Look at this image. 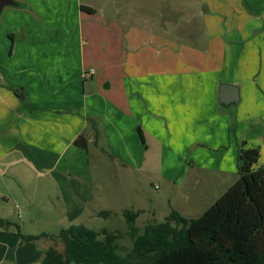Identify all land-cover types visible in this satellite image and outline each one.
<instances>
[{"label":"crops","instance_id":"1","mask_svg":"<svg viewBox=\"0 0 264 264\" xmlns=\"http://www.w3.org/2000/svg\"><path fill=\"white\" fill-rule=\"evenodd\" d=\"M10 1L0 177L13 163L46 177L72 151L54 179L91 197L72 156L104 137L133 170L151 164L152 145L157 160L234 176L242 142L264 167V0ZM222 84L239 89L238 104L220 105Z\"/></svg>","mask_w":264,"mask_h":264},{"label":"rangeland","instance_id":"2","mask_svg":"<svg viewBox=\"0 0 264 264\" xmlns=\"http://www.w3.org/2000/svg\"><path fill=\"white\" fill-rule=\"evenodd\" d=\"M4 20L8 23L6 17L0 18V51H8L11 46ZM98 144L99 149L89 144L84 154L72 156L73 159L78 158V163L72 167L73 173L87 179L92 187L88 188L92 191L91 197H70L67 194L70 189L65 191L66 183L54 179L58 170L66 165L72 151L63 158L58 169L46 177L37 176L22 163L8 167L0 177V220L11 223L0 225V242L3 241L7 247L0 245L1 264H40L49 247L53 246L60 252L64 250L59 234L73 225H84L95 231L106 229L118 234V253L125 256L133 243L128 235L124 212H140L135 221L139 234L148 223L164 222L171 210L194 219L239 178V173L218 176L207 169L176 164L182 161L175 158L157 160L152 145L149 154L151 164L141 170L128 169L112 157L113 150L105 137ZM15 176L20 178L18 183L13 181ZM196 177L202 180L195 182L197 185L191 182ZM183 189L189 190L188 200L182 197ZM65 205L73 209L69 211ZM106 212L109 216L102 214ZM18 231L36 239L25 241Z\"/></svg>","mask_w":264,"mask_h":264},{"label":"trees","instance_id":"3","mask_svg":"<svg viewBox=\"0 0 264 264\" xmlns=\"http://www.w3.org/2000/svg\"><path fill=\"white\" fill-rule=\"evenodd\" d=\"M13 91L25 99L22 91ZM259 156L258 148L242 142L239 178L197 218L171 210L164 222L148 223L139 234L135 221L140 212H124L133 243L125 256L118 253V234L73 225L59 234L64 250L49 247L40 264H264V167H258ZM10 224L0 220L2 226ZM18 232L25 241L36 239Z\"/></svg>","mask_w":264,"mask_h":264},{"label":"water","instance_id":"4","mask_svg":"<svg viewBox=\"0 0 264 264\" xmlns=\"http://www.w3.org/2000/svg\"><path fill=\"white\" fill-rule=\"evenodd\" d=\"M9 3H11L10 0H0V12ZM239 101V89L237 87L223 84L219 87V103L221 106L236 105Z\"/></svg>","mask_w":264,"mask_h":264}]
</instances>
